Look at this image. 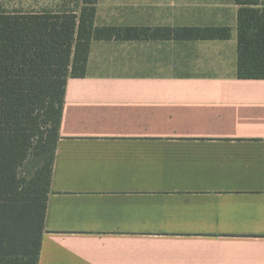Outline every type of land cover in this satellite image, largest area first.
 <instances>
[{
	"label": "crops",
	"instance_id": "obj_1",
	"mask_svg": "<svg viewBox=\"0 0 264 264\" xmlns=\"http://www.w3.org/2000/svg\"><path fill=\"white\" fill-rule=\"evenodd\" d=\"M238 8L98 0L97 25L232 34L92 42L66 85L38 264H264V79L238 77Z\"/></svg>",
	"mask_w": 264,
	"mask_h": 264
},
{
	"label": "trees",
	"instance_id": "obj_2",
	"mask_svg": "<svg viewBox=\"0 0 264 264\" xmlns=\"http://www.w3.org/2000/svg\"><path fill=\"white\" fill-rule=\"evenodd\" d=\"M241 79H264V0H234ZM79 11L0 9V264H38L70 77H84L94 40L229 39V26L97 25ZM31 165L23 174L24 164Z\"/></svg>",
	"mask_w": 264,
	"mask_h": 264
},
{
	"label": "rangeland",
	"instance_id": "obj_3",
	"mask_svg": "<svg viewBox=\"0 0 264 264\" xmlns=\"http://www.w3.org/2000/svg\"><path fill=\"white\" fill-rule=\"evenodd\" d=\"M151 1V0H149ZM155 6L162 5L163 0H152ZM82 6V0H0V9L7 11L31 9V8H45L54 11L77 10L79 11ZM137 17H145L146 14H133V13H111L104 12L100 16V22L104 23L107 20L114 22H132ZM230 27V26H229ZM231 28V27H230ZM232 29V28H231ZM31 165L24 164L21 168L23 174L30 172Z\"/></svg>",
	"mask_w": 264,
	"mask_h": 264
}]
</instances>
